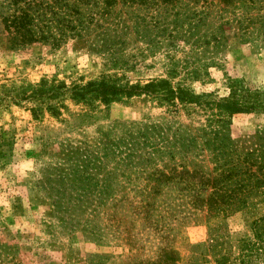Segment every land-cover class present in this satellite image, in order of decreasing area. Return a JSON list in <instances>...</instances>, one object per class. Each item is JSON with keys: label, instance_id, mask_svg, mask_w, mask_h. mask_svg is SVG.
<instances>
[{"label": "rangeland", "instance_id": "obj_1", "mask_svg": "<svg viewBox=\"0 0 264 264\" xmlns=\"http://www.w3.org/2000/svg\"><path fill=\"white\" fill-rule=\"evenodd\" d=\"M2 3L1 11L8 12ZM128 5L115 0L106 8L96 0L79 37L58 36L52 29L55 46L43 40L15 45L0 21V264H159L164 251L173 253L169 264H214L221 256L240 264L238 240L244 237L254 242L249 264H264V222H257L258 231L249 227L264 217V194L252 191L243 206L215 218L203 211L185 224L167 221L162 227L153 221L165 216L160 209L147 214L132 209L142 179L167 162V152L178 161L180 139L203 127L202 110L178 106L173 112L147 96L108 105L94 96L86 102L70 96L99 80L142 85L167 79L194 95L223 98L230 77L264 101V34L246 39L235 24L217 31L216 8L204 25L190 30L182 21L184 1L170 12L149 0ZM175 18L181 27L170 37ZM41 82L65 91L50 99H24ZM227 120L236 150L255 149L264 113ZM58 174L75 175L93 190L105 179L104 193L95 200L62 189ZM81 218L84 225L67 238Z\"/></svg>", "mask_w": 264, "mask_h": 264}, {"label": "trees", "instance_id": "obj_2", "mask_svg": "<svg viewBox=\"0 0 264 264\" xmlns=\"http://www.w3.org/2000/svg\"><path fill=\"white\" fill-rule=\"evenodd\" d=\"M118 1L131 6L135 3L145 4L147 0ZM181 1L186 4L182 21L187 22L190 30L204 25L211 10L216 8V17L220 20L217 31H223L231 24H235L241 36L246 39L252 37L254 32L259 36L264 34V0H217L215 2L212 0H149L153 5L169 6V12L177 4L180 5ZM2 2L8 6V12L1 11L4 6ZM95 2L96 0H1L0 21L4 30L11 34V42L15 45H27L43 40L55 46L58 43L55 31L58 36L65 35L66 32L69 36H80L78 33L83 27V22L91 20V13L87 8L89 5L94 7ZM102 2L106 8H111L115 4V0H102ZM105 11L109 13V9ZM251 11L255 14V18ZM169 12L165 13L168 15ZM171 14L175 17L177 12ZM222 15L227 16L222 17ZM172 21L173 27L168 33L170 37H173L172 33L177 34L181 27L177 25L180 22L178 19L175 18ZM256 23L258 26L254 27ZM52 29L55 31L52 32ZM212 39L215 41L213 47L218 46V37ZM208 44L209 42L203 43L204 46ZM226 81L228 94L223 98H215L211 94L194 95L186 88L172 87L167 79L149 80L142 85L138 83L117 85L99 80L71 91V98L81 102H86L90 96H94L103 105H108L122 98L147 96L157 105L173 109L171 110L173 112L180 106L187 111L195 107L206 114L205 123L200 130H187L188 134L180 139L178 161L170 152H167L169 153L167 162L159 166L155 165L140 182L143 186L137 193L139 200L135 202L132 209L134 211L140 209L144 214L160 209L165 216H158L153 220L154 224L159 223L161 227L169 225L168 222L185 224L203 211L206 217L215 218L218 214L228 213L233 208L243 206L252 191L259 192L260 195L264 194V133L257 137L258 143L255 149L238 152L225 128L228 124L227 119L234 115L264 113L262 94L255 90L251 91L239 79L227 77ZM51 87L54 88L53 86L45 87V83L41 82L37 87H33L31 94L24 99L29 101L42 96L50 99L65 91L59 93ZM35 111L36 109H31L33 114ZM156 150L159 151L158 148ZM56 180L62 189L64 187L77 189L85 197H93L95 200L97 196L94 197V195H100L105 190V179L100 181L99 190L86 186L75 175L58 174ZM107 184L115 187L118 182L107 181ZM171 193H173L172 197L167 198L166 196ZM164 199L167 202L163 203ZM83 215L85 216V213ZM74 217L77 220V215ZM257 222H264V217L249 223L252 232L258 231ZM83 225L81 218L77 227L72 226L73 231H70L71 233L66 237L79 231ZM254 235L258 239L259 235ZM210 236L209 241L215 243L214 235ZM238 241L241 252L240 264H249L250 254L248 253L254 242L248 237ZM172 254V252L164 251L163 259L159 264H169L167 257ZM228 261H230L228 256L214 258V264H230Z\"/></svg>", "mask_w": 264, "mask_h": 264}]
</instances>
